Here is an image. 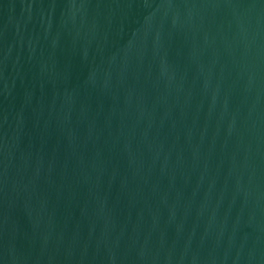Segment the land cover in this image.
Wrapping results in <instances>:
<instances>
[{
	"label": "water",
	"instance_id": "obj_1",
	"mask_svg": "<svg viewBox=\"0 0 264 264\" xmlns=\"http://www.w3.org/2000/svg\"><path fill=\"white\" fill-rule=\"evenodd\" d=\"M0 264H264V0H0Z\"/></svg>",
	"mask_w": 264,
	"mask_h": 264
}]
</instances>
